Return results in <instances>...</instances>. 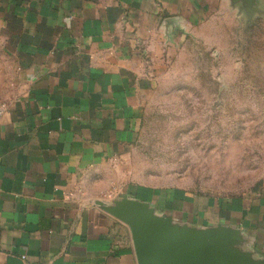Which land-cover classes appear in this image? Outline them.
I'll return each instance as SVG.
<instances>
[{
  "label": "crops",
  "instance_id": "1",
  "mask_svg": "<svg viewBox=\"0 0 264 264\" xmlns=\"http://www.w3.org/2000/svg\"><path fill=\"white\" fill-rule=\"evenodd\" d=\"M227 2L0 0V264H136L128 228L93 199L137 141L160 46ZM121 194L181 227L237 230L234 249L264 261V185L228 199Z\"/></svg>",
  "mask_w": 264,
  "mask_h": 264
},
{
  "label": "rangeland",
  "instance_id": "2",
  "mask_svg": "<svg viewBox=\"0 0 264 264\" xmlns=\"http://www.w3.org/2000/svg\"><path fill=\"white\" fill-rule=\"evenodd\" d=\"M256 8L219 5L160 46L137 141L93 201L129 183L224 199L264 185V0Z\"/></svg>",
  "mask_w": 264,
  "mask_h": 264
},
{
  "label": "water",
  "instance_id": "3",
  "mask_svg": "<svg viewBox=\"0 0 264 264\" xmlns=\"http://www.w3.org/2000/svg\"><path fill=\"white\" fill-rule=\"evenodd\" d=\"M252 14L257 0H228ZM130 233L136 264H264L234 249L239 232L231 229L196 231L175 225L146 202L117 196L111 203L95 201Z\"/></svg>",
  "mask_w": 264,
  "mask_h": 264
},
{
  "label": "built area",
  "instance_id": "4",
  "mask_svg": "<svg viewBox=\"0 0 264 264\" xmlns=\"http://www.w3.org/2000/svg\"><path fill=\"white\" fill-rule=\"evenodd\" d=\"M5 111H6L5 105L1 104L0 105V119L3 116V114L5 113Z\"/></svg>",
  "mask_w": 264,
  "mask_h": 264
}]
</instances>
